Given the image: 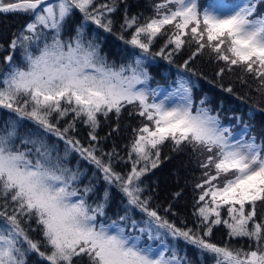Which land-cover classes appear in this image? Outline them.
<instances>
[{
	"label": "snow or ice",
	"instance_id": "6c2138e0",
	"mask_svg": "<svg viewBox=\"0 0 264 264\" xmlns=\"http://www.w3.org/2000/svg\"><path fill=\"white\" fill-rule=\"evenodd\" d=\"M256 5L257 0H242L209 10L198 0H160L153 5L155 15L144 23L126 14L121 28L133 31L125 43L139 54L132 53L129 63L116 67L101 54L98 35L90 36L87 29L90 22L112 32L111 13L117 10V0L100 4L97 0H0V13L32 16L10 40V51L3 56L7 70L0 74V109L15 114L0 131V220L4 221L0 264H28L32 255L39 264H184L176 246L170 249L164 243L166 236L193 245L201 255L211 256L214 264H264V140L258 142L249 125L235 137L219 113L213 114L207 106L206 97L197 103L194 84L183 76L157 102L159 90L149 87L152 77L147 67L155 56L172 63L186 45L195 44L183 63L186 72L194 73L191 62L208 49L228 66L218 76L242 66L264 89V14L255 15ZM77 10L83 20L75 35L65 40L62 33ZM159 36L167 37L166 42L152 52ZM18 51L22 64L16 60ZM221 88L233 92L231 86ZM171 99L176 102L166 103ZM128 106L150 123L135 130L128 154L132 167L122 176L112 167L114 153L105 162L96 155L95 146L85 147L68 133L80 120L90 129V140L98 141L99 116L113 114L119 120ZM69 115L66 126L58 127ZM24 120L63 140V155L39 132L20 140L34 150H21L16 139ZM166 141L176 151L191 146L204 157L200 167L205 179L196 185L201 194L195 228L177 227L150 206L151 197L142 196L141 177L149 165L158 167L160 146ZM72 153L100 169L104 180L118 187L128 205L147 219L137 221L127 212L111 223L98 219L106 215L109 192L102 202L89 203L94 186H80L84 173L69 165ZM222 208L227 218L222 217ZM28 221L35 222L42 239L28 234L23 227ZM218 225L228 229L230 239L246 237L252 243L247 250H233L206 240ZM146 241H160L162 248Z\"/></svg>",
	"mask_w": 264,
	"mask_h": 264
},
{
	"label": "trees",
	"instance_id": "16d2710c",
	"mask_svg": "<svg viewBox=\"0 0 264 264\" xmlns=\"http://www.w3.org/2000/svg\"><path fill=\"white\" fill-rule=\"evenodd\" d=\"M205 1L202 0L200 2L202 6ZM104 2L106 0H97V4ZM108 2L110 3L111 0H108ZM158 2L160 0H117V10L111 13V18L113 19L112 32H104L103 29L97 28L96 25L89 22L88 34L90 36L93 33L98 35L101 54L107 58L110 64L119 67L121 64L129 63L132 56L130 46L125 43V40L130 39V33L133 30H122L124 33L118 31L121 19L125 18L127 14L128 17H137L139 23H144L152 13L153 5ZM261 2L264 3V0H257V5H260ZM257 5L256 11H258ZM31 18V15L19 12L0 14V46H3L0 48V74L7 70V65L3 62V56L5 52L10 51L8 48L10 40L14 34L25 29ZM82 20V14L78 10L75 11L67 30L62 33L65 40H69L75 35V27ZM168 31L170 33L172 30L168 28ZM121 35L125 39H121ZM166 39L167 37L165 36L157 37L152 45V52H158L166 42ZM170 48L171 46H169V50ZM195 48V44L186 45L179 55L172 57V63L160 56L150 58L147 61V67L152 77L150 82L154 84L165 82L158 84L170 87L168 81L171 71L174 68L182 69L181 74L189 76V80L194 84L193 96L197 103L201 98L206 97L207 106L213 110V114L219 113L221 121L226 127H230L233 131L249 125L250 134L255 135L258 142L264 140V89L261 88L260 82L253 75L246 73L242 66H233L231 72L226 70L223 76H218L219 70L221 68L227 69L228 66L223 61L216 60L214 54L208 52V49H205L191 62L190 67L195 70L194 73L186 72L183 68V63L189 58ZM133 50V53L139 54L138 49ZM16 60L22 64L23 56L19 51L16 54ZM171 77L172 79L170 80H176V77ZM221 85L231 86L233 92L223 91ZM133 111L132 106H128L121 113L119 120L113 114H110L108 118L99 116L100 125L96 132L99 137L98 141L90 140V129L80 120L76 121L75 130L70 131L68 134L79 140L83 146L95 144L97 151L102 149L104 152L106 150L108 154L114 153L111 157L113 169L128 172L132 167L128 154L135 138V130L139 129L137 127L138 116ZM129 113L132 114L130 115ZM10 116L15 117V114L10 113L7 109H0V131L4 130ZM236 117L240 119L237 120L235 119ZM70 120L71 115L60 120L57 126L63 129ZM117 125L118 131H113V129L117 128ZM37 132L46 139L49 146H55L60 155H63L64 141L59 140L58 137L51 133L44 132L43 129L30 120L20 122L16 145L21 150L25 148L34 150L33 145H24L20 140ZM75 135H77V138ZM31 138H35V136H31ZM53 154L55 155L56 153L54 152ZM199 154V150L193 151L191 146H184L183 150L176 151L171 141H166L160 146L158 167L151 168L149 165V170L141 177V186L144 190L142 196L151 197L150 206L155 208L161 216L180 228H195L199 220V217L194 215V212L200 206L195 200H198L201 194V189L196 187L198 184L196 179H204L201 176L199 167L203 158L198 157ZM108 160L109 158H106L104 161L108 162ZM68 163L73 168L79 167L80 171L84 173L80 181L81 187L89 184L94 186V192L90 194L89 203L102 202L105 191L109 192V199L104 208L106 215L105 217H100V219L102 218L101 220L111 223L113 220H118L125 212L137 221L147 219L139 209L128 205L127 197L124 196L119 188L116 189L117 187L114 188L113 185L105 182L103 172L93 163L81 158L78 153H72ZM176 193H179V196ZM221 215L223 218H227L226 208L221 209ZM23 227L34 240L42 239L36 230L38 226L34 221L24 223ZM204 238L219 246L229 245L233 249L240 247L247 250L252 243L246 237L230 239L228 229L223 225L215 226L212 234ZM146 242L154 245L160 241ZM164 243L170 249L172 246H176V250L184 264H214L211 256L207 254L201 255L197 248L191 244H186L183 240H173L170 236H166ZM166 255L170 256L171 251L166 253ZM36 263L39 264V261L32 260V256H30L28 264Z\"/></svg>",
	"mask_w": 264,
	"mask_h": 264
},
{
	"label": "rangeland",
	"instance_id": "374dc122",
	"mask_svg": "<svg viewBox=\"0 0 264 264\" xmlns=\"http://www.w3.org/2000/svg\"><path fill=\"white\" fill-rule=\"evenodd\" d=\"M202 0H198V3H200ZM51 2H55V0H51ZM242 2V0H235L234 2H229V1H227V2H225V1H223V0H207V1H205L204 2V4H203V8H207V9H209V10H212L214 7H218V6H221V5H226V6H235V5H238V4H240ZM159 3V2H158ZM201 4V3H200ZM172 7H174V6H172ZM154 8V7H153ZM257 8H258V11H256V13H255V15L256 16H260L261 14H264V3L263 2H261V4L259 5H257ZM0 14H5V13H0ZM7 14V13H6ZM155 15V9H153V11H152V13L147 17L148 19L149 18H152L153 16ZM7 16V15H6ZM124 17H123V19H121V21L119 22V25H118V31H120V32H122V33H124L123 31H122V28H121V25L124 23ZM31 20H32V18L30 19V22H31ZM27 25V24H26ZM168 28L169 29H171L172 30V28H171V26H168ZM130 47V50H131V52L133 53V48H132V46L131 45H129ZM208 52H210L209 50H208ZM158 72H160V71H158ZM172 73H171V76H174V77H176V80L174 79V80H170V79H172V77L170 76L169 78V81H168V83H170V87H166V86H164V85H160V84H158V83H165V82H158V83H156V84H154V83H151L150 81H149V87L151 88V89H158L159 90V95L157 96V102H159L160 100H164L165 99V96L170 92V91H172L175 87H176V81H177V79L179 78V77H181L182 76V74H181V72H182V69H180V68H174L172 71H171ZM184 73V72H183ZM176 101H175V99H171V100H169V101H166V103H175ZM132 108H133V106H132ZM133 110H134V108H133ZM133 112H135V110L133 111ZM138 116V115H137ZM150 122L149 121H147V120H145L143 117H140V116H138V126L137 127H141L142 125H144V124H149ZM223 125H224V123H222ZM225 126V125H224ZM245 127V126H244ZM244 127H242V128H240V129H238V130H233V133H234V136L235 137H240L241 135H242V130L244 129ZM69 135V134H68ZM70 136V135H69ZM77 135H75V137H76ZM135 136H136V134H135ZM73 137V136H72ZM77 138V137H76ZM80 139V138H79ZM89 145H92V144H89ZM88 145V146H89ZM85 147H88L87 145H84ZM93 146H95L96 147V145L94 144ZM97 148V147H96ZM96 155L97 156H99V157H102V159L103 160H105L106 158H109L108 157V153H107V151L105 150V152H104V150H102V149H98V151L96 152ZM106 157V158H105ZM198 157H202V158H204L202 155H201V153L199 154V156ZM113 163V162H112ZM199 167H200V165H199ZM200 169H201V176H202V178H204L205 179V177L203 176V172H204V169H202L201 167H200ZM116 172H118L119 174H121L122 176H126L128 173H129V171L128 172H122V171H118V169L117 170H115ZM197 180V182L198 183H200L203 179H201V178H198V179H196ZM106 182V181H105ZM113 187L114 188H116V186H114L113 185ZM116 189H118V187L116 188ZM196 202L198 201V200H195ZM98 219H100V218H98ZM102 219V218H101ZM0 225H4V221L3 220H0ZM152 246L153 247H156L158 250L160 249V248H162V245H161V243L159 242V243H157V244H152ZM233 249V248H232ZM235 249H244V248H234L233 250H235ZM245 250V249H244ZM167 256V255H166ZM32 260H34V261H39V258L37 257V256H35V255H32ZM36 264H38V263H36Z\"/></svg>",
	"mask_w": 264,
	"mask_h": 264
}]
</instances>
